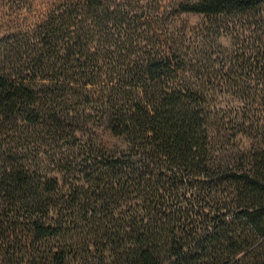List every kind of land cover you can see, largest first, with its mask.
I'll return each mask as SVG.
<instances>
[{
	"label": "trees",
	"instance_id": "1",
	"mask_svg": "<svg viewBox=\"0 0 264 264\" xmlns=\"http://www.w3.org/2000/svg\"><path fill=\"white\" fill-rule=\"evenodd\" d=\"M174 1L0 0V264H264V0Z\"/></svg>",
	"mask_w": 264,
	"mask_h": 264
},
{
	"label": "rangeland",
	"instance_id": "2",
	"mask_svg": "<svg viewBox=\"0 0 264 264\" xmlns=\"http://www.w3.org/2000/svg\"><path fill=\"white\" fill-rule=\"evenodd\" d=\"M125 3L126 8L133 11L142 13L143 19H147L146 23L143 26L144 28H149L151 33H156V38H163L164 32L168 28L173 26H179L183 28L185 26L191 27L194 24H197L201 20L200 14L187 13V12H178L173 6L174 0H121ZM150 33V34H151ZM156 39V40H157ZM234 101L230 99L229 108L233 106ZM250 135H243L241 138H235L227 136V140L232 147V150H237L239 147H248L256 142H259V136L256 134L255 130L249 132ZM101 135L108 140L109 136L106 132H101ZM97 140L101 139V136L96 138Z\"/></svg>",
	"mask_w": 264,
	"mask_h": 264
}]
</instances>
